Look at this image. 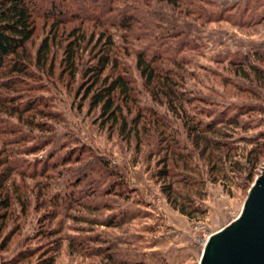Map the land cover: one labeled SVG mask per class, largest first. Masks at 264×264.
<instances>
[{"label": "rangeland", "instance_id": "rangeland-1", "mask_svg": "<svg viewBox=\"0 0 264 264\" xmlns=\"http://www.w3.org/2000/svg\"><path fill=\"white\" fill-rule=\"evenodd\" d=\"M35 2V34L22 54L26 58L22 61L31 65L28 74L1 79L14 83V88L0 90V176L9 175L0 191V200L8 197L9 206L0 210L5 215L0 220V264H43L44 259L53 264H109L103 257L69 250L68 241L78 229L84 232L80 237H108L111 243H122V252L113 254L116 263L198 264L199 241L238 217L263 170L264 155L249 183L230 162H219V179L211 182L206 177L204 197L193 198L204 214L190 220L174 210L185 224L165 229V217L158 214L171 206L159 184L150 179L157 158L146 160L154 149V137L142 134L136 154L133 138L124 141L116 129L102 127L97 113H90L83 101L82 76L110 35L124 71L120 74L133 89L132 117L137 107L147 121L175 124L164 106L151 101L136 70L139 53L156 54L163 58L156 62L158 69L177 74L173 80L193 102L191 115L203 123L226 124L222 125L225 141L233 149L229 155L244 164L239 158L252 149L250 141L264 140V0H174L172 5L157 0ZM123 15L132 18L131 30L118 27ZM81 36L79 73L72 79L62 72L61 61L67 43ZM44 39L50 41L51 67L45 72L33 66ZM95 45L98 49L93 52ZM234 120L237 125L231 123ZM211 161L215 162L213 156ZM198 164L202 167L205 162ZM132 176L138 178L136 183ZM144 180L150 185L141 188ZM70 193L76 203L69 201ZM95 205L99 212L87 211ZM136 213L140 220L109 229L103 236L98 225ZM154 219L163 220L160 234L151 224Z\"/></svg>", "mask_w": 264, "mask_h": 264}, {"label": "trees", "instance_id": "trees-1", "mask_svg": "<svg viewBox=\"0 0 264 264\" xmlns=\"http://www.w3.org/2000/svg\"><path fill=\"white\" fill-rule=\"evenodd\" d=\"M157 1L168 5L174 4V0ZM35 12V0H0V90L14 88V83H2V78L13 75L27 76L28 74V67L30 68L31 65L29 61H22L26 60L22 54L35 34ZM131 20L132 18L123 15L118 27L131 30L134 26L131 24ZM109 36H103L106 38H104V45L99 48L92 59L94 63L87 67L82 76L83 84L86 85L83 101L88 103L90 113H97V119L101 120L102 127L109 126L110 130L116 129L124 141L128 142L133 138L136 154L140 152L142 146V134L149 139L154 137V149L148 153L146 158L147 161L157 158L156 171L150 179L154 180L155 184H159L161 193L171 208L190 220L202 216L204 211L194 204L193 198L204 197L206 177L211 182H216L219 179L216 170L221 161L223 163L230 162L229 166L239 174L245 173V181L249 183L252 180L253 170L264 155L263 138L250 141L253 145L252 149L246 157L240 155L239 158L244 160V164L239 160L233 161V157L229 155L233 149H230L228 141H225L228 137L222 126L226 124L216 120L203 123L201 119L197 120L195 116H192L193 102L189 97H185L182 87L174 81L178 77L177 74L169 71L162 72L158 69L155 66L156 62L163 58L152 53L148 57L144 53L137 55L136 70L143 80L146 91L149 92L151 101L164 106L167 114L171 115L178 123L167 124L168 122L165 121L164 124L151 119L147 121L142 117V110L137 107H133L136 113L132 117L134 100L130 94L133 89L129 81L120 74L124 71H121L115 45ZM83 40L84 37L81 36L80 39L76 37L68 42L61 61L62 72L72 79L79 73L77 54ZM49 42L48 39H44L37 49L36 61L33 66L38 71H50L51 67L47 64ZM97 49L98 45H95L92 51L95 52ZM250 69L254 74L259 73L254 67H250ZM5 100L7 98L3 101ZM237 122L234 120L231 123L237 125ZM149 125H152L153 129ZM241 142L249 143L245 139H242ZM218 151H225L224 155L212 154ZM211 155L215 159L214 163L211 161ZM201 160L205 162L206 166L200 167L198 161ZM204 167L207 168L206 175L203 171ZM218 171L222 173L223 169L220 168ZM8 177L9 175L0 176L1 192ZM222 178L223 180L226 178L224 173ZM123 184L118 186L122 187ZM68 198L69 201L76 203L73 194L70 193ZM8 207V197L5 196L0 200V210H7ZM90 210L99 212L100 207L96 205L93 208L87 207V211ZM3 216L5 217V215H0V220L4 218ZM139 216V213L132 214V217L128 218L124 215L120 221L115 222L112 218L98 226L103 228V236H108L109 229H121L132 221L140 220ZM89 225L97 226L95 223H89ZM83 233L82 229L73 230V235L68 241L70 251L76 250L81 254L83 252V254L94 258L103 257V260L109 264H129L128 261L121 260L118 263L114 261L113 254L122 252L119 249L122 243H117V241L111 243L108 237H101L102 239L99 236L80 237ZM42 263L53 264L50 259H44ZM135 264L144 263L139 261Z\"/></svg>", "mask_w": 264, "mask_h": 264}, {"label": "water", "instance_id": "water-1", "mask_svg": "<svg viewBox=\"0 0 264 264\" xmlns=\"http://www.w3.org/2000/svg\"><path fill=\"white\" fill-rule=\"evenodd\" d=\"M198 264H264V167L238 217L210 235Z\"/></svg>", "mask_w": 264, "mask_h": 264}, {"label": "crops", "instance_id": "crops-1", "mask_svg": "<svg viewBox=\"0 0 264 264\" xmlns=\"http://www.w3.org/2000/svg\"><path fill=\"white\" fill-rule=\"evenodd\" d=\"M137 175V174H136ZM135 175V176H136ZM132 178L133 179H130V180H132L134 183H136V180L138 179H135L133 176H132ZM145 182H146V184H145V182H143V183H139V186L141 187V188H143V187H148L149 185H150V182L149 181H147V180H144ZM137 190H141L139 187H138V189ZM142 191V190H141ZM167 206V209H161L162 211V213H159L158 214V216L160 215V216H162V217H165V224L166 225H164L165 226V229L168 227L167 225H169V227H174L175 228V226L177 227H182V225L184 226V224H185V221H183V219L182 218H179L178 217V213H176L172 208H170L168 205H166ZM146 221V220H145ZM188 222V221H187ZM148 223V222H147ZM156 224V229L157 230H155V232H157V233H159L160 234V232H161V228H163L162 226H161V223H163V220H157V219H154L152 222H151V224ZM178 223H179V225H178ZM180 223H181V225H180ZM145 224H146V222H145ZM146 225H148V224H146ZM145 225V226H146ZM153 228L155 229V227L153 226ZM153 228H150L151 230L153 229ZM143 236H145V235H143ZM150 237L151 236H148L147 238H149V240H150ZM149 240L148 241H145V243H148L149 242ZM160 241V240H159ZM174 242H175V240H173ZM163 242V241H162ZM146 250V249H145ZM147 251V250H146ZM151 251H152V253H154L155 251H156V246L154 247V248H152L151 249ZM155 255V254H154Z\"/></svg>", "mask_w": 264, "mask_h": 264}, {"label": "built area", "instance_id": "built-area-1", "mask_svg": "<svg viewBox=\"0 0 264 264\" xmlns=\"http://www.w3.org/2000/svg\"><path fill=\"white\" fill-rule=\"evenodd\" d=\"M209 237H210V235H209V236H206V237H204V238H202V239L199 241V245H200L202 251H203V249H204V247H205V245H206V242H207V240H208Z\"/></svg>", "mask_w": 264, "mask_h": 264}]
</instances>
